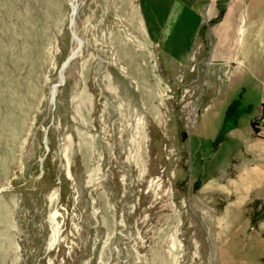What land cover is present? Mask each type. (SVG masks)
<instances>
[{
    "label": "rangeland",
    "instance_id": "obj_1",
    "mask_svg": "<svg viewBox=\"0 0 264 264\" xmlns=\"http://www.w3.org/2000/svg\"><path fill=\"white\" fill-rule=\"evenodd\" d=\"M240 94L245 136L264 0H0V264H264Z\"/></svg>",
    "mask_w": 264,
    "mask_h": 264
},
{
    "label": "crops",
    "instance_id": "obj_2",
    "mask_svg": "<svg viewBox=\"0 0 264 264\" xmlns=\"http://www.w3.org/2000/svg\"><path fill=\"white\" fill-rule=\"evenodd\" d=\"M219 57V56H218ZM264 131L255 134L250 131L243 136L239 127L230 131L226 137V141L237 152L241 150L242 158H240L235 166L236 178L234 179L237 189L257 197L264 198ZM231 143H234L232 145ZM222 145V147H223ZM233 156V155H232ZM258 199V198H257Z\"/></svg>",
    "mask_w": 264,
    "mask_h": 264
},
{
    "label": "trees",
    "instance_id": "obj_3",
    "mask_svg": "<svg viewBox=\"0 0 264 264\" xmlns=\"http://www.w3.org/2000/svg\"><path fill=\"white\" fill-rule=\"evenodd\" d=\"M223 16H224V11H221L218 17V21L221 20ZM250 109L251 106L245 107L243 105L241 94L230 103L225 113V117L218 138L216 139V145L222 142L230 131L237 129L240 126L242 115L247 113ZM263 116H264V105H263V111L261 117ZM252 127L255 134H258L260 132L259 123L257 120H254L252 122Z\"/></svg>",
    "mask_w": 264,
    "mask_h": 264
},
{
    "label": "built area",
    "instance_id": "obj_4",
    "mask_svg": "<svg viewBox=\"0 0 264 264\" xmlns=\"http://www.w3.org/2000/svg\"><path fill=\"white\" fill-rule=\"evenodd\" d=\"M259 126H260V128L262 129L261 131H264V116L261 117V119H260V123H259Z\"/></svg>",
    "mask_w": 264,
    "mask_h": 264
},
{
    "label": "water",
    "instance_id": "obj_5",
    "mask_svg": "<svg viewBox=\"0 0 264 264\" xmlns=\"http://www.w3.org/2000/svg\"><path fill=\"white\" fill-rule=\"evenodd\" d=\"M72 58H73V55L68 59V61H70ZM68 61H67V62H68ZM65 65H66V64H65Z\"/></svg>",
    "mask_w": 264,
    "mask_h": 264
},
{
    "label": "bare ground",
    "instance_id": "obj_6",
    "mask_svg": "<svg viewBox=\"0 0 264 264\" xmlns=\"http://www.w3.org/2000/svg\"><path fill=\"white\" fill-rule=\"evenodd\" d=\"M54 94V93H53Z\"/></svg>",
    "mask_w": 264,
    "mask_h": 264
}]
</instances>
